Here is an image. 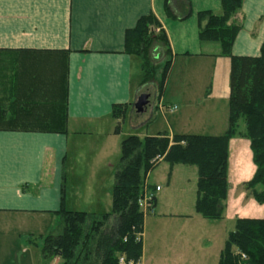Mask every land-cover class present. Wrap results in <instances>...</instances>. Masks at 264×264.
<instances>
[{
	"label": "crops",
	"instance_id": "1",
	"mask_svg": "<svg viewBox=\"0 0 264 264\" xmlns=\"http://www.w3.org/2000/svg\"><path fill=\"white\" fill-rule=\"evenodd\" d=\"M165 1L0 0V264H62L59 257L44 259L41 252L44 238L59 227L61 208L109 213L104 196L88 187L107 183L101 184L94 166L86 178V162L74 152L79 135L104 134L96 157L110 162L123 141L115 128L128 115L136 128L161 116L171 136L189 134L195 126L204 131L199 135L220 136L228 130L231 60L221 55L220 44L201 42L199 36V13L220 14L222 0H190L192 12L184 20L170 18ZM149 13L167 33L173 64L162 96L153 88L155 100L150 96L144 111H150L151 119L142 122L133 116L144 90L143 60L125 51V36ZM231 22L241 26L233 53L259 55L264 0H243ZM64 104L67 131H46L62 119ZM116 104L128 106L120 121L113 114ZM176 166L170 165V175ZM150 173L144 194L154 195L156 210L162 187L150 183ZM113 189L107 195L113 197ZM5 214L7 223L1 224ZM37 214L50 217L55 229L41 241L7 240L9 234L17 239L33 235L31 215ZM166 215L185 216L180 210L160 214Z\"/></svg>",
	"mask_w": 264,
	"mask_h": 264
},
{
	"label": "trees",
	"instance_id": "2",
	"mask_svg": "<svg viewBox=\"0 0 264 264\" xmlns=\"http://www.w3.org/2000/svg\"><path fill=\"white\" fill-rule=\"evenodd\" d=\"M242 5L243 0H222L220 14L212 11L199 13L201 42L220 44L221 55L231 60L229 128L226 133L220 136H171L161 132L144 138L138 135L124 138L113 189L112 211L96 214L61 208L59 227L44 238L41 250L44 259L59 257L62 264H119L120 257L124 256L128 262L139 261L143 255L142 234L148 215L139 200L144 196L147 174L161 160L171 166L196 165V210L205 218H220L229 189V142L236 134L250 140L256 165L253 178L246 181L245 186L250 195L264 204V43L257 56L233 53V43L241 26L231 19L239 13ZM165 6L167 15L175 20H184L192 12L190 0H166ZM125 51L143 60L141 88L152 85L157 96H162L172 68L173 53L166 31L153 13L140 17L136 26L127 30ZM127 107L125 104L114 105L113 114L117 120L125 118ZM66 113L64 104L60 109L62 119L55 121L54 126L46 131L65 133ZM241 120L245 123L244 131L241 130ZM120 131L119 122L116 132ZM64 195L63 184V206ZM111 223V228L105 230ZM219 264H264V217L237 219L235 230L227 237Z\"/></svg>",
	"mask_w": 264,
	"mask_h": 264
},
{
	"label": "rangeland",
	"instance_id": "3",
	"mask_svg": "<svg viewBox=\"0 0 264 264\" xmlns=\"http://www.w3.org/2000/svg\"><path fill=\"white\" fill-rule=\"evenodd\" d=\"M143 93L153 95L152 85L147 86ZM154 100L155 98H152L151 102H154ZM151 117L150 111L133 116V118H138L142 122L150 120ZM134 120L131 115L126 117L121 124L119 138L123 140L131 134H139L144 137L145 135H157L161 131H169L167 122L161 116L151 120L148 126L140 128L135 127L136 121ZM195 127L189 128V134L204 132ZM244 128V120H241V130L244 131ZM103 135L101 132L79 135L76 139L78 141L77 149L74 152H80V156H83L82 161L86 162V178L92 176L94 166L96 177L101 180V184L107 183L106 185H94L93 183L88 187L104 196L105 209L110 212L112 211L113 197L112 194L107 195V190L111 191L113 189L114 171L116 168L118 169L120 164L121 146L119 143L116 151L112 154L110 162L109 160L105 162L102 158L98 159L96 153ZM91 157L93 165L89 163ZM176 165L170 175V164L165 160H161L150 173V183L160 185L162 189L158 191L160 204L156 210L152 207L147 212L144 236L142 237L144 250L142 259L139 262L140 264H219L227 237L231 231L235 230L237 219L240 217H264V204L259 203L250 195V190L245 186V182L252 179L256 171L250 140L239 134L230 139L229 189L226 198L223 200L224 208L220 218H205L196 210V199L198 198L197 166ZM258 189H261V187L259 186ZM154 199H152V204H155ZM141 208L145 210L146 206L142 205ZM175 210L183 211L185 216H160V214H167ZM152 212H156V216ZM6 216V214L3 215L1 224L7 223L5 222ZM31 218L36 221L30 230L34 233L33 235L22 234V237L17 239V236L9 234L7 240L23 241L33 239L34 241H41L47 233L55 229L54 224L49 222L50 217L46 215H31ZM37 223L38 225L34 226ZM111 226L112 223L105 230H108Z\"/></svg>",
	"mask_w": 264,
	"mask_h": 264
},
{
	"label": "built area",
	"instance_id": "4",
	"mask_svg": "<svg viewBox=\"0 0 264 264\" xmlns=\"http://www.w3.org/2000/svg\"><path fill=\"white\" fill-rule=\"evenodd\" d=\"M156 189L159 190L160 189V186H157ZM153 198H154V195L153 194L146 193L139 200L140 206H142V205H145L146 206V208L144 210L145 212H148L153 207V204H152V199ZM119 264H140V262L139 261H134V260H131V261L128 262L126 260V258L124 256H122V257H120Z\"/></svg>",
	"mask_w": 264,
	"mask_h": 264
},
{
	"label": "water",
	"instance_id": "5",
	"mask_svg": "<svg viewBox=\"0 0 264 264\" xmlns=\"http://www.w3.org/2000/svg\"><path fill=\"white\" fill-rule=\"evenodd\" d=\"M150 93H142L134 104V108L138 113H142L146 110L150 103Z\"/></svg>",
	"mask_w": 264,
	"mask_h": 264
}]
</instances>
